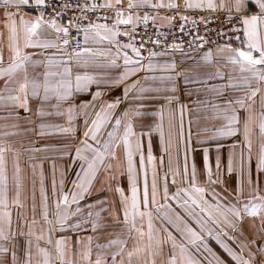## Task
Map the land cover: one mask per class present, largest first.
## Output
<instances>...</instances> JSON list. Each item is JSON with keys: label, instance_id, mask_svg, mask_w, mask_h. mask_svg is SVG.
Returning <instances> with one entry per match:
<instances>
[{"label": "snow or ice", "instance_id": "snow-or-ice-1", "mask_svg": "<svg viewBox=\"0 0 264 264\" xmlns=\"http://www.w3.org/2000/svg\"><path fill=\"white\" fill-rule=\"evenodd\" d=\"M0 264H264V0H0Z\"/></svg>", "mask_w": 264, "mask_h": 264}, {"label": "crops", "instance_id": "crops-1", "mask_svg": "<svg viewBox=\"0 0 264 264\" xmlns=\"http://www.w3.org/2000/svg\"><path fill=\"white\" fill-rule=\"evenodd\" d=\"M252 10H253V11L255 10L254 7L252 8ZM21 11H22V12H25V13H26L27 15H29V16H35L33 10H25V9H22ZM209 47H210V45H209ZM203 70H204V71H203ZM211 70H212V69H210V68H204V69H202V70H199V69H198V71L201 72V73L206 72V71H211ZM223 70H224V72L227 74L228 69L225 68V69H223ZM141 75H143V73H141ZM218 82H219V81H210V83H218ZM192 98H193L194 100H190V99H189V100L187 101V103H184V104H187V105L189 106V109H191V108L193 107V104H192L193 101H195V100H197V99H201V100H202V99H204L205 97H204V94L201 93V94H199V95H196V96L194 95V96H192ZM180 99H182V98H180ZM182 100H183V99H182ZM184 101H186V99H185ZM160 103H163V101L160 100L159 102H154V103H152V104H151V108H153V109L158 108ZM21 115H23V113H21ZM195 115H196V114H194V113H193V114H190V115H186V117H185V124H186V126H187V120H188L190 117L194 119V118H195ZM148 116L154 118V117H155V112H154V111L149 112V113H148ZM199 125H200V129L202 130L203 127H204V122H203V121H200V122H199ZM197 130H198V128H197V124L194 123L193 126H192V128H191V132H192V144H193V146H197V145H198V137L196 136ZM153 139H154V141H156V137H155V136L153 137ZM52 142H55V141H52ZM222 143H223V147L221 148L220 156H221V163H222V164H225V163H226V159H227V155H228V146L232 143V141H231L230 139H226V140L222 141ZM204 146H205V147H210V148H211L210 156H211V157L213 158V160H214L215 156L217 155V153H216V149H215V143H214V142H210L209 144H205ZM154 149H159L158 144L154 143ZM158 155H160V154H158ZM198 160H200V155H199V153L197 154V162H198V164H200ZM59 163H61V164L63 165L64 162H63V161H60ZM101 180H103V176H101ZM213 246L216 247L215 244H214V242H213ZM216 250H217V251H220V249H219L218 247H216Z\"/></svg>", "mask_w": 264, "mask_h": 264}, {"label": "built area", "instance_id": "built-area-1", "mask_svg": "<svg viewBox=\"0 0 264 264\" xmlns=\"http://www.w3.org/2000/svg\"><path fill=\"white\" fill-rule=\"evenodd\" d=\"M53 2H55V0H53ZM25 10H33L34 15H36V14L38 13V10H36V9H34V8H32V7H28V8H26ZM161 14H163V13H161ZM72 15H73V12H72V11H69V12L67 13V16L65 17V20H66L68 17H71ZM189 15H193V14H192V13H189ZM224 19H225V17H224L223 15H221V16H220V21H219V22L211 23V24L208 25V27H209V28H212V29L219 28V27H220V22L224 21ZM178 24H179V20H177V26H178ZM138 31L143 32V31H144L143 27H140V28L138 29ZM148 31H149V33H152V32L155 31V29H153V28L151 27V25H150ZM164 31H167V29H164ZM200 31H201V33L204 32V26H203V25L200 26ZM73 35H75L74 32H73ZM139 38H140V37H137V39H139ZM121 39H124V38L122 37ZM171 39H172V37L169 36V40H170V41H171ZM184 40H185V43H187L188 37H185ZM150 46H151V45H149V47H150ZM157 50H159V49H157Z\"/></svg>", "mask_w": 264, "mask_h": 264}, {"label": "rangeland", "instance_id": "rangeland-1", "mask_svg": "<svg viewBox=\"0 0 264 264\" xmlns=\"http://www.w3.org/2000/svg\"><path fill=\"white\" fill-rule=\"evenodd\" d=\"M209 47V46H208ZM161 59H164V58H161ZM176 59H177V61H179L180 60V57H179V55L177 54V56H176ZM191 67H194V65H193V62L192 61H188L187 63H185V64H183V68H191ZM202 69H204V68H200L199 70H202ZM197 71H198V69H197ZM204 71V70H203ZM196 87H198V85L196 86ZM186 89H185V87H184V84H183V80L181 79V81L179 82V89H178V95H179V97L180 98H182V99H180V102L181 103H187V101L190 99V100H194L193 98H192V96H187L186 94ZM194 96V95H193ZM196 96V95H195ZM186 99V101H184ZM155 150V154L157 155V156H159L158 154H160V149H154ZM199 161V163H200V160H198ZM197 164H198V162H197ZM198 166H199V164H198Z\"/></svg>", "mask_w": 264, "mask_h": 264}]
</instances>
